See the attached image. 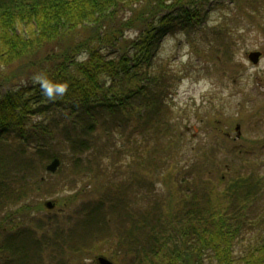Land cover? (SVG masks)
Segmentation results:
<instances>
[{
  "label": "trees",
  "instance_id": "1",
  "mask_svg": "<svg viewBox=\"0 0 264 264\" xmlns=\"http://www.w3.org/2000/svg\"><path fill=\"white\" fill-rule=\"evenodd\" d=\"M207 2L0 0V264H264V173L235 147L187 146L171 104L185 76L157 59L164 37L198 33L216 72L239 73L231 26L264 34V0L203 27ZM213 108L209 126L229 122Z\"/></svg>",
  "mask_w": 264,
  "mask_h": 264
},
{
  "label": "rangeland",
  "instance_id": "2",
  "mask_svg": "<svg viewBox=\"0 0 264 264\" xmlns=\"http://www.w3.org/2000/svg\"><path fill=\"white\" fill-rule=\"evenodd\" d=\"M209 10L208 25L218 26L224 21L229 22L231 16L233 18L236 16L237 4L234 0H211ZM259 11L264 13V4L260 6ZM205 26L204 24L203 27ZM28 29L27 25L17 27V31L23 34ZM134 34L135 32L128 31L126 36L132 37ZM202 36L198 33L188 36L186 33L177 32L164 37L157 51L158 63L166 64L165 67L173 71H181L180 73L185 76L178 85L171 104L178 113L180 124L187 134V146L189 147L190 142L192 146L197 144L196 147L204 143L207 148H215L220 159L224 155L219 153L217 147L221 150L225 147H236L237 150L249 151L248 157L252 161L255 160L256 164H262L264 162V141H261L264 140V120L262 119L264 110L259 108L256 111L255 106L264 100V34L256 31L247 22L241 24L240 17L235 18L231 26V37L237 45H240V48L235 50L233 55L234 60L242 64V69L239 68V73L225 74L224 77L221 72H215L216 61L210 58L215 51L209 50L210 46L206 45V40ZM189 38L197 43L195 49L189 48ZM208 43L215 44V41L211 38ZM254 50L262 52L256 65L247 59V53ZM4 90L6 88L2 91ZM248 94L250 98L246 102V113L250 114L247 115L249 119L244 115V120L241 121L239 103L243 100L242 96ZM213 106H217L225 117L231 118L228 123L226 121L221 123L214 119L212 126H209V122L207 124L202 116L206 110H213ZM238 121H241L240 136L234 139V126ZM222 135H227L232 142L230 147L219 144L222 141ZM249 144L253 147H248ZM240 155L243 156L244 153L241 152ZM229 159L238 163L234 157ZM92 258L89 260L92 261ZM74 259L75 262L78 260L77 257ZM82 262L84 261H78V264Z\"/></svg>",
  "mask_w": 264,
  "mask_h": 264
},
{
  "label": "clouds",
  "instance_id": "3",
  "mask_svg": "<svg viewBox=\"0 0 264 264\" xmlns=\"http://www.w3.org/2000/svg\"><path fill=\"white\" fill-rule=\"evenodd\" d=\"M36 79L41 82L42 93L49 100H54L57 97H62L67 91L66 84L45 82L40 80L39 77H37ZM84 264H92V261L89 260L88 258H85Z\"/></svg>",
  "mask_w": 264,
  "mask_h": 264
},
{
  "label": "water",
  "instance_id": "4",
  "mask_svg": "<svg viewBox=\"0 0 264 264\" xmlns=\"http://www.w3.org/2000/svg\"><path fill=\"white\" fill-rule=\"evenodd\" d=\"M258 56H259V53L258 52L250 53L249 54V59L252 62L256 63L257 60H258ZM238 128H239V126H237L236 129H238ZM58 165H59V160L58 159H54L50 164L47 165L46 169L48 171L54 172L56 170V168L58 167ZM45 206L47 208H53L54 204L51 201H47L45 203ZM98 263L99 264H113L112 262H110L108 259H106L103 256H99L98 257Z\"/></svg>",
  "mask_w": 264,
  "mask_h": 264
}]
</instances>
